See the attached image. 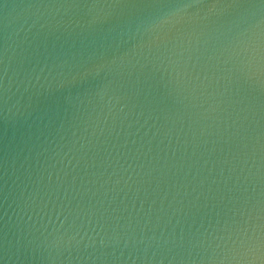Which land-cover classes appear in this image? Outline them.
Returning a JSON list of instances; mask_svg holds the SVG:
<instances>
[{"label":"water","instance_id":"obj_1","mask_svg":"<svg viewBox=\"0 0 264 264\" xmlns=\"http://www.w3.org/2000/svg\"><path fill=\"white\" fill-rule=\"evenodd\" d=\"M0 264H264V0H0Z\"/></svg>","mask_w":264,"mask_h":264}]
</instances>
